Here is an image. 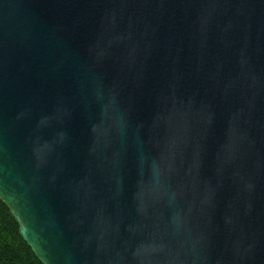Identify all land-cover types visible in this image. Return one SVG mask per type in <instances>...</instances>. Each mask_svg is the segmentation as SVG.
Instances as JSON below:
<instances>
[{
  "label": "water",
  "instance_id": "water-1",
  "mask_svg": "<svg viewBox=\"0 0 264 264\" xmlns=\"http://www.w3.org/2000/svg\"><path fill=\"white\" fill-rule=\"evenodd\" d=\"M0 200L42 264H264V0H0Z\"/></svg>",
  "mask_w": 264,
  "mask_h": 264
},
{
  "label": "trees",
  "instance_id": "trees-1",
  "mask_svg": "<svg viewBox=\"0 0 264 264\" xmlns=\"http://www.w3.org/2000/svg\"><path fill=\"white\" fill-rule=\"evenodd\" d=\"M0 264H42L19 233V226L0 200Z\"/></svg>",
  "mask_w": 264,
  "mask_h": 264
}]
</instances>
